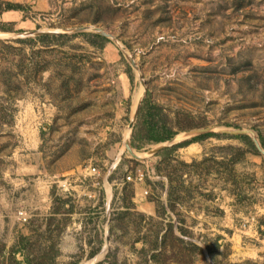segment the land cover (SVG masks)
<instances>
[{"label": "rangeland", "instance_id": "obj_1", "mask_svg": "<svg viewBox=\"0 0 264 264\" xmlns=\"http://www.w3.org/2000/svg\"><path fill=\"white\" fill-rule=\"evenodd\" d=\"M0 1L26 8L12 32L0 31L17 34L0 40L17 48L0 51V264H153L155 243L160 264H264V156L245 152L231 178L228 147L247 150L235 138H204L169 163L145 156L160 143L133 149L138 159L124 147L145 97L175 136L264 134V0ZM78 27L112 38L95 49L74 37L40 54L47 70L29 75L28 46L17 40ZM155 202L159 218L146 213ZM168 224L182 243L163 238Z\"/></svg>", "mask_w": 264, "mask_h": 264}, {"label": "trees", "instance_id": "obj_2", "mask_svg": "<svg viewBox=\"0 0 264 264\" xmlns=\"http://www.w3.org/2000/svg\"><path fill=\"white\" fill-rule=\"evenodd\" d=\"M25 9H26L25 6L18 3L0 1V14L6 11L23 12ZM14 25H15L14 22H4L0 20V31L12 32ZM77 36H81L82 38H84L85 42L95 49H102L104 45L108 42V39L106 37H103L97 33L91 34L84 32L72 34V35L42 34V35L34 36L32 38L17 40L16 43L28 46L30 56L25 55L26 63L24 66L28 68L29 75L37 77L40 76L41 73L47 70V66H48L47 62L39 56L40 54H50L56 50L59 51L60 47L65 46L67 43L70 42L72 38ZM34 47H38V49L34 50L33 49ZM4 50L7 52H13V51H17V48L9 44H6L4 42H0V51L4 52ZM34 53L37 54L38 58L33 57ZM67 65H69V63H67ZM126 74L129 80H131L132 75L130 68H127ZM4 76H6V74ZM4 80L5 82L11 84V80L9 77H5ZM17 88L18 86H14V89ZM162 112H163L162 108L158 104L152 103L148 99V97H145L141 100L137 110L136 121L131 131L130 146L132 149L140 150L145 144L163 143L175 136L176 131H174L171 126H169L165 118V114H163ZM256 136L260 147L264 150V134H257ZM208 137L235 138L241 141L245 145L247 149L246 151L240 148L228 147V149L233 151V154L230 155L229 157L223 158L224 161L222 162L223 167L225 170H227V176L231 178L234 177L233 164L241 161L245 152H249L251 155L254 156H259V152L257 151L254 143L251 141L248 135H244V134L226 135V134H218V133H206L191 137L190 139L180 142L178 144L163 148L162 150L157 152L155 156L160 158L161 163L162 162L169 163V161H172L174 159L176 150L178 148L185 147L191 143L198 142ZM177 164L180 165L181 167L187 168V167H193L199 165L200 163L192 162L191 164H186L183 162H177ZM240 193L241 192L235 193L237 199H241L244 197ZM172 205H173L172 195L169 194L167 197L166 206L170 210V208H172ZM164 213H165L164 207L161 204L155 202L154 203L155 216L159 218ZM150 219H152V217H150ZM261 227H263L264 229V221L263 224H261L260 227L257 228V234L261 239L264 240V230H261ZM177 230L180 232V234L184 233V231L181 230L180 228H177ZM166 236L169 238L171 237L178 243H182V241L173 234L171 224L167 225V229L166 232L163 234V238H166ZM157 245L158 244L155 243L152 248H149L151 252L149 259L153 264H160L161 263L160 257L162 256V253H164V250L162 251V249L157 251L158 248ZM189 246L191 247L192 250H196L198 253L201 252V249L196 245L189 243ZM94 254L95 253L92 252L91 254H89V257H92ZM23 261L25 262V264H32V261L28 260L27 258H24ZM14 264H21V263L17 260H14Z\"/></svg>", "mask_w": 264, "mask_h": 264}, {"label": "water", "instance_id": "obj_3", "mask_svg": "<svg viewBox=\"0 0 264 264\" xmlns=\"http://www.w3.org/2000/svg\"><path fill=\"white\" fill-rule=\"evenodd\" d=\"M88 29L89 28H87V27L68 28V29H63L59 33H62V34H75V33H79L81 31L88 30ZM90 29L92 31H94L95 33L103 36V37L112 38L109 34H107L106 32H104V31H102V30H100L98 28H90ZM42 34H45V33H43V32H29V33L24 34V36H29V35L30 36H37V35H42ZM16 36H17V34L0 33V40L5 41V40H8L9 38H12V37L14 38ZM128 61H129V64L134 68L135 65H134L133 60L128 58ZM139 104H140V99H139V101L137 103V106L135 108V111H134V114H133V119L130 122V124L128 125L129 130H131L132 127H133L134 121L136 119V115H137V110H138ZM206 133H219V134H226V135H243V134L244 135H248L250 137L251 141L254 143L257 151L262 156H264V150L260 147V145L258 143V140H257V136H256V134L253 131L244 130V129H241V130H238V129H215L213 127L199 128V129H193V130H188L186 132H183V133H181L179 135L174 136L173 138H171L170 140H168L166 142L160 143L161 146H159L158 148H155L153 150L148 151L145 154V156L156 154L157 152H159L163 148H165L168 145H170L173 141H181V140H185V139H188V138H191V137H194V136H197V135H201V134H206ZM124 147H125V150L127 151V153L132 158L138 159L134 154H132L133 153V149L130 146V139L129 138L126 139Z\"/></svg>", "mask_w": 264, "mask_h": 264}, {"label": "crops", "instance_id": "obj_4", "mask_svg": "<svg viewBox=\"0 0 264 264\" xmlns=\"http://www.w3.org/2000/svg\"><path fill=\"white\" fill-rule=\"evenodd\" d=\"M18 11H6V12H2L1 14H0V17H1V21H5V22H9V21H15V17H17V15H18V13H17ZM7 13H11V16H9V18L8 19H3L2 18V16H3V14H7ZM147 207L149 208L148 210H147V214L148 215H152L153 214V205L152 204H148L147 205Z\"/></svg>", "mask_w": 264, "mask_h": 264}, {"label": "built area", "instance_id": "obj_5", "mask_svg": "<svg viewBox=\"0 0 264 264\" xmlns=\"http://www.w3.org/2000/svg\"><path fill=\"white\" fill-rule=\"evenodd\" d=\"M95 170L92 169V172H94ZM141 178H142V174L140 172L137 173L136 175V181H141ZM127 180H129L130 178H126ZM23 221H25V219L23 218Z\"/></svg>", "mask_w": 264, "mask_h": 264}, {"label": "bare ground", "instance_id": "obj_6", "mask_svg": "<svg viewBox=\"0 0 264 264\" xmlns=\"http://www.w3.org/2000/svg\"><path fill=\"white\" fill-rule=\"evenodd\" d=\"M139 96H140V92L138 94H136V96L134 97V102H133V106H132L133 110H134V108L136 106V103H137V100L139 99Z\"/></svg>", "mask_w": 264, "mask_h": 264}]
</instances>
